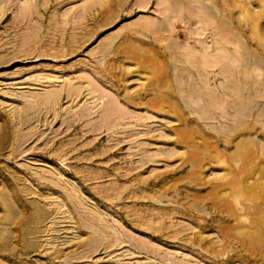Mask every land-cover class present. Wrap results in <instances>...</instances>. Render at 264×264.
<instances>
[{
    "label": "rangeland",
    "instance_id": "374dc122",
    "mask_svg": "<svg viewBox=\"0 0 264 264\" xmlns=\"http://www.w3.org/2000/svg\"><path fill=\"white\" fill-rule=\"evenodd\" d=\"M238 1L244 78L260 95L242 128L258 133L225 132L234 141L216 147L223 119L185 129L181 97L163 87L166 47L187 45L197 23H177L174 39L137 35L166 19L167 1L0 0V264H264V42ZM261 1L246 4L257 14ZM240 140L256 142L244 162Z\"/></svg>",
    "mask_w": 264,
    "mask_h": 264
},
{
    "label": "bare ground",
    "instance_id": "6f19581e",
    "mask_svg": "<svg viewBox=\"0 0 264 264\" xmlns=\"http://www.w3.org/2000/svg\"><path fill=\"white\" fill-rule=\"evenodd\" d=\"M165 1L169 4V6H167L168 9L166 8V13L163 16L166 18V21L158 20V22L154 23L149 21L143 22L142 20L140 21L143 23L142 25L140 24L142 27L141 31L136 33L142 38L146 37L145 34L155 37L156 35L163 33L174 39L177 34V23H184L186 27H189L192 21L197 23V28L193 31L189 30L185 35L187 36V45L184 46V44L182 45L178 43V40L176 39L174 43H171L166 47V51L171 55L167 65L168 68L171 67L172 69L170 68L171 70L168 71L163 87L164 89L167 87H172L174 89L173 96L170 95V93H172L171 91L168 94L171 100L175 97H181V100L184 103V109H182L180 104H177V107H180L177 115L178 121L187 130H192L197 133H205L206 128L210 129V127H208L210 121L221 123L220 118L223 119L225 125L222 126V130L221 128L220 130L218 128H211L215 132V135H213L211 139L215 140L214 144L216 147L219 146L220 142H224L225 147H227L234 141L235 136H247L251 138L253 132L255 134L258 133L256 125L249 126L248 128L242 127H244L243 124L246 119L247 110L252 103H258L257 98L260 95H252L249 88V80H245V71L248 69V61L251 59V53L248 52L249 50L246 48L247 41L244 36L245 27L241 22H235L236 15L233 11L235 8L232 6L233 3L231 0ZM257 1L258 3L262 2L261 0ZM236 8L240 11V18L248 19L253 22L251 34L253 33L259 42H264L262 25L260 23L264 15V4H261V6L259 5L260 13L257 14L251 11L250 7L246 4V0H239ZM147 22L148 24H146ZM144 23L146 24L145 26ZM223 33H227L228 35L226 37H221V34ZM211 38H213L212 41H210ZM111 40L112 38L109 41ZM156 40H159V38ZM153 47L154 45L151 43L142 40H134V43L130 45V48H134V50L138 52H149V50L152 51ZM261 47L264 48V46ZM105 48L106 46L103 47L102 50L107 52L110 47ZM155 55L157 57L160 56L157 52ZM252 65L257 66V68L261 67V63L256 62V60ZM199 81H201V83H199ZM254 85H256V83ZM158 92L161 93L160 90H158ZM223 97L233 98L234 105H231L234 106L233 112H229L224 108ZM220 107L222 110L218 113L219 111H217V109H221ZM234 123L237 125L239 124V127H236V125L234 126ZM228 126L230 128H228ZM229 131H231L230 134H236L233 136L234 138L229 137L222 141L219 136L225 132H227L226 134L228 135ZM253 140H240L237 143L235 153L232 155L233 160L239 159L244 162L246 158L243 156V151L250 149L249 146L252 144L256 145V142ZM193 151L195 150L193 149ZM260 151L262 152V150ZM153 188L155 194H162L161 190H157L156 186ZM10 211L13 213L11 219L13 220L15 215L19 213L16 212L14 205H10ZM262 216L260 215V217ZM11 230L12 229L8 224L5 231L10 234L12 232Z\"/></svg>",
    "mask_w": 264,
    "mask_h": 264
}]
</instances>
